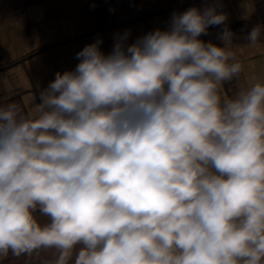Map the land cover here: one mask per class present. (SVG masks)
Returning <instances> with one entry per match:
<instances>
[{
	"label": "clouds",
	"instance_id": "clouds-1",
	"mask_svg": "<svg viewBox=\"0 0 264 264\" xmlns=\"http://www.w3.org/2000/svg\"><path fill=\"white\" fill-rule=\"evenodd\" d=\"M221 7L173 13L131 44L117 34L108 54L86 45L32 115L0 106V258L264 264V83L221 96L243 72L230 29L223 47L199 39L225 24Z\"/></svg>",
	"mask_w": 264,
	"mask_h": 264
},
{
	"label": "crops",
	"instance_id": "crops-1",
	"mask_svg": "<svg viewBox=\"0 0 264 264\" xmlns=\"http://www.w3.org/2000/svg\"><path fill=\"white\" fill-rule=\"evenodd\" d=\"M215 0H0V106L16 104L32 115L39 93L57 72L73 70L76 54L102 40L101 51L111 52L117 34L130 33L128 44L156 29L166 30L173 13L203 8ZM227 19L210 26L199 39L223 47L218 34L233 33L231 51L243 65L237 83L225 85L223 98H232L255 78L264 83V38L251 46L247 35L264 27V0H220ZM41 222L45 217L37 213ZM55 249H39L19 257L9 254L0 264H55Z\"/></svg>",
	"mask_w": 264,
	"mask_h": 264
}]
</instances>
